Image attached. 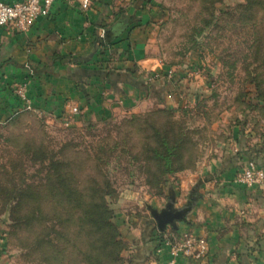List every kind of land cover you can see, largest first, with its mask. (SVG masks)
<instances>
[{"label":"rangeland","instance_id":"1","mask_svg":"<svg viewBox=\"0 0 264 264\" xmlns=\"http://www.w3.org/2000/svg\"><path fill=\"white\" fill-rule=\"evenodd\" d=\"M126 1L142 41L130 50L145 61L123 49L108 55L124 100L109 89L75 113L25 110L0 123V264H133L150 250L132 227L158 239L149 207L161 211L183 192L176 209L189 196L192 208L199 180L227 165L239 185L231 188L264 202V187L237 181L248 162L264 167V0ZM211 163L223 167L193 184ZM170 236L197 240L177 261L207 264L206 237ZM168 240L158 243L169 256Z\"/></svg>","mask_w":264,"mask_h":264},{"label":"crops","instance_id":"2","mask_svg":"<svg viewBox=\"0 0 264 264\" xmlns=\"http://www.w3.org/2000/svg\"><path fill=\"white\" fill-rule=\"evenodd\" d=\"M81 1L54 0L49 14L38 17L27 31L0 29V123L17 111L26 110V103L12 92L13 84L18 82H27L31 110L51 115L69 114L68 105L76 106L79 101L91 108L87 98L92 95L95 100L109 89L116 99L124 100L116 93H120L126 81L120 74L122 71L110 69L113 59L108 55L123 49L129 51L130 60L138 58L142 50H130L138 49L142 43L139 28L132 25L137 17L123 12L128 6L126 0H90L86 8ZM101 38L107 46L100 44ZM122 58L117 54L114 63ZM27 65L34 70L32 74ZM98 112L102 114V109ZM219 166L211 163L192 174L196 176L193 184H198L197 176L215 172ZM199 183L198 197L186 218L178 222L177 230L172 226L165 229L161 241L171 233L191 232L207 238L210 246L207 264H264V202L263 206L257 205L261 200L253 191L236 192L231 188V185L239 186L232 165L219 168L211 180L203 179ZM182 195L183 192L174 198V208ZM257 231L259 236L253 241L251 233ZM130 233L135 240H140L144 233L146 236V230L141 227H132ZM145 238L137 246L144 244L150 253L143 257L134 255V262L132 258L130 262L165 264L167 246H161L154 236ZM159 245L161 251L154 252L153 248ZM177 262L196 264L184 257H178Z\"/></svg>","mask_w":264,"mask_h":264},{"label":"built area","instance_id":"3","mask_svg":"<svg viewBox=\"0 0 264 264\" xmlns=\"http://www.w3.org/2000/svg\"><path fill=\"white\" fill-rule=\"evenodd\" d=\"M54 0H0V29L9 27L16 31H27L34 21L41 16L49 14ZM90 0H82L83 8H86ZM28 71L32 68L27 65ZM12 92L21 101L26 103V110H31L28 103L27 82H18L13 84ZM19 112V111H17ZM69 114L77 112L75 105H68ZM16 113V112H15ZM237 181L247 186L264 187V167L248 162L238 173ZM170 254L165 264H178L177 256L190 255L193 253V247L197 245V240L191 236H185L181 241H167ZM198 255V254H196Z\"/></svg>","mask_w":264,"mask_h":264},{"label":"water","instance_id":"4","mask_svg":"<svg viewBox=\"0 0 264 264\" xmlns=\"http://www.w3.org/2000/svg\"><path fill=\"white\" fill-rule=\"evenodd\" d=\"M170 199L171 201H168L165 207L161 209V211H157L156 209L149 207L150 214L156 220L158 228L161 230L167 224L175 225L176 221L184 220L185 214L191 208V205H192L191 200L194 199V197L189 196V201H187L185 207L180 208V209H176L173 207L174 197L172 196ZM168 209H170L169 211H171V214L167 218H165L163 216H165Z\"/></svg>","mask_w":264,"mask_h":264},{"label":"trees","instance_id":"5","mask_svg":"<svg viewBox=\"0 0 264 264\" xmlns=\"http://www.w3.org/2000/svg\"><path fill=\"white\" fill-rule=\"evenodd\" d=\"M105 41V39L104 38H101V41H100V44L102 45V46H107L108 44H107V42L105 43L104 42ZM23 112H25V110L24 111H19V112H16L15 114H13L9 119H7V120H5V121H10V120H12V119H14L15 117H17L18 115H20V114H22ZM4 121V122H5ZM3 123V122H2ZM154 152L156 153V154H158L155 150H154ZM159 156H161L163 159H164V163H165V166L167 167L168 166V164H169V161H170V159H169V156H168V154H166V155H163V154H159ZM105 224L107 225V226H112L113 224L111 223V222H108V221H105ZM172 227H173V229H175V225H172ZM92 228V227H91ZM154 228V230H156L157 231V234H158V236H157V238L159 239V242L162 240V237H161V235L163 234V232H164V230L162 229H159L158 227H153ZM150 235H152V232H150L149 233ZM148 234V235H149ZM144 235H145V233H144ZM149 235V236H150ZM169 238L171 239V240H173L174 238H173V236H169ZM144 241H145V236H144ZM135 257V256H134Z\"/></svg>","mask_w":264,"mask_h":264},{"label":"flooded vegetation","instance_id":"6","mask_svg":"<svg viewBox=\"0 0 264 264\" xmlns=\"http://www.w3.org/2000/svg\"><path fill=\"white\" fill-rule=\"evenodd\" d=\"M169 210H170V209L167 210L165 216H163V217L167 218V217L171 214V211H169ZM168 211H169V212H168ZM161 219H162V218H161Z\"/></svg>","mask_w":264,"mask_h":264}]
</instances>
